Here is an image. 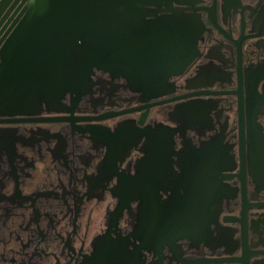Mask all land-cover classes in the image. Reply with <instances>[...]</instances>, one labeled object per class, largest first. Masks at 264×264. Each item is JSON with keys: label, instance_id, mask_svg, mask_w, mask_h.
Here are the masks:
<instances>
[{"label": "flooded vegetation", "instance_id": "1", "mask_svg": "<svg viewBox=\"0 0 264 264\" xmlns=\"http://www.w3.org/2000/svg\"><path fill=\"white\" fill-rule=\"evenodd\" d=\"M180 1L181 70L82 64L0 110V264H264V0Z\"/></svg>", "mask_w": 264, "mask_h": 264}, {"label": "water", "instance_id": "2", "mask_svg": "<svg viewBox=\"0 0 264 264\" xmlns=\"http://www.w3.org/2000/svg\"><path fill=\"white\" fill-rule=\"evenodd\" d=\"M173 2L183 1L28 0L26 14L3 45L0 110L62 96L78 82L74 73L82 64L117 73L141 64L160 76L181 70L192 36ZM162 5L172 14L158 16ZM73 60L74 70L67 67Z\"/></svg>", "mask_w": 264, "mask_h": 264}]
</instances>
